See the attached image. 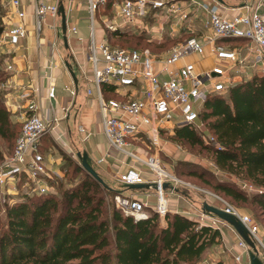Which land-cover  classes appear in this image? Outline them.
I'll list each match as a JSON object with an SVG mask.
<instances>
[{
	"label": "built area",
	"instance_id": "2783aa9c",
	"mask_svg": "<svg viewBox=\"0 0 264 264\" xmlns=\"http://www.w3.org/2000/svg\"><path fill=\"white\" fill-rule=\"evenodd\" d=\"M103 1L87 0V61L96 90L101 131L108 147L140 166L126 163L127 167L117 171L115 178L123 185L147 182L153 185L151 193H131L127 197L116 193L115 200L124 214L132 216L134 220L147 218L148 209L156 211L160 225L165 226V216L169 212L167 196L177 192L181 180L160 159V135L183 124H191L207 134L198 118L200 107L209 95L223 94L226 91L234 82L231 71L237 63L243 61L236 49L225 47L217 43V40L243 38L246 42V57H251L255 62L258 74L264 73V11L259 10L260 2L252 5L245 1L241 11L225 16L217 11L216 6L202 4L208 16L207 25L211 31L208 40L212 42L214 63L210 68L196 71L192 62L173 66L190 54L204 53L203 43L193 35L159 54L151 53L147 48L128 49L112 46L105 39L96 40L94 16L98 4ZM4 5L8 13L15 15L19 21L11 24L6 32L1 31L0 42L17 45L27 35L22 22L25 12L21 8L20 0H4ZM117 8L126 25L139 24L149 14L150 9L155 8H160L166 15L180 13L181 19L187 16L175 3L160 0H117ZM57 13V0H34L35 31H40L41 23L47 15L53 16ZM108 28L115 27L110 24ZM70 29L74 31L75 27L71 26ZM11 69L10 64L5 66V70ZM46 80L47 96L51 98L55 89L50 75L46 76ZM103 84L118 93L119 97L105 98L101 90ZM70 92L73 93V90ZM20 119L22 124L13 150L0 163V187H16L17 180L22 175L25 177L22 186H28L36 193H47L50 191L47 178L60 176V173L47 166L41 152V137L57 125V118L48 112L37 114L34 101L28 100ZM78 129L83 131L80 126ZM140 135L146 136L149 141L150 152L141 153L130 145V141ZM60 137L59 134L57 138ZM102 160L103 157H100L95 163ZM144 172L150 174V179L144 176ZM247 185L250 191L257 190L250 183ZM219 208L238 218L246 227L257 250L260 247L264 251L258 223L249 214L224 201ZM201 217L202 220L198 221L200 225L206 224L219 230V225L224 224L205 211L201 212ZM234 246L237 250L232 251L229 260L223 264H248L244 261L250 249L246 242L238 236Z\"/></svg>",
	"mask_w": 264,
	"mask_h": 264
},
{
	"label": "trees",
	"instance_id": "16d2710c",
	"mask_svg": "<svg viewBox=\"0 0 264 264\" xmlns=\"http://www.w3.org/2000/svg\"><path fill=\"white\" fill-rule=\"evenodd\" d=\"M4 15V0H0V34ZM107 31L106 40L115 38L120 44L154 42L143 34ZM220 41L238 43L244 39ZM6 77V71L0 70V83ZM108 88L103 84L102 94ZM198 118L207 134L183 124L172 129V139L207 151L219 170L257 190L247 192L234 180L211 181L194 170L187 174L202 179L229 201L247 205L264 217V74L256 72L232 82L223 94L209 95ZM0 137H14L9 111L1 100ZM3 158L0 148V163ZM66 158L68 165L62 179L68 176L67 181L47 178L53 190L23 193L18 200L3 203L0 264H195L219 240L218 229L200 225L177 212H168L166 225L161 226L156 211L148 210L147 218L134 220L114 209L110 223L104 214L105 193L117 191L102 186ZM80 173L83 177L76 180ZM24 182L21 175L17 188Z\"/></svg>",
	"mask_w": 264,
	"mask_h": 264
},
{
	"label": "crops",
	"instance_id": "0c3cea01",
	"mask_svg": "<svg viewBox=\"0 0 264 264\" xmlns=\"http://www.w3.org/2000/svg\"><path fill=\"white\" fill-rule=\"evenodd\" d=\"M20 1L21 8L25 12L22 22L25 25L27 35L17 45H10L6 41L0 42V55H2L3 64L4 66L8 64L12 66L11 70H5L7 78L3 81V86L6 88L7 109L15 113L14 117L18 116L20 118L21 113L25 110L26 102L31 100L35 103L37 114L43 115L48 112V114H53L57 118V125L41 137V152L47 166L60 173L63 152H69L72 157L77 159V152L85 151L91 163H94L97 173L108 184L113 180L117 171L127 167L126 163L140 167L138 163L108 147L106 138L101 131L96 90L92 83L91 68L87 61L89 40L87 0H57L58 4L62 3L65 13L67 46L64 45L61 35V16L59 13L53 16L47 15L41 23L40 31L37 33L34 28V0ZM160 1L175 3L180 6L187 14L186 18L181 19L180 13L166 15L163 14V10L160 8H155L150 9L149 14L139 24L126 25L118 13L117 0H104L98 4L95 11L94 30L96 40L104 39L102 35L103 24L107 28L111 24L115 27L114 29L135 34L143 32L151 34L150 32H153L155 34L151 39L155 41H162L163 38L168 37L172 38L181 29H185L191 31L193 36L203 43L204 53L201 55L190 54L177 61L173 66L177 67L185 62H192L195 70L201 71L210 68L214 63L212 42L208 40V37L211 36V31L207 25L208 16L204 7L201 6L202 4L216 6L217 11L225 16H231L241 11L245 1L252 5L260 2L259 10L264 11V0ZM4 10L5 15L1 30L3 33L11 24L19 21L15 15L12 16L8 13L5 5ZM168 17H170L169 19L172 18V21L168 23V32L163 30L154 31L155 23H157L154 19L164 21ZM148 19L153 24L147 26L144 20ZM71 26L75 27L74 31L70 29ZM216 42L225 47L236 49L240 58L243 59L242 63L250 64V66L255 65L251 57H246L245 40L238 41V43L220 40ZM65 61L68 62L74 72L76 82L73 81L65 66ZM204 61L209 62L207 66H204ZM242 63H237L235 67L238 68L234 67L233 71H240ZM48 75H50L55 89L51 98L47 96L46 90V76ZM71 90H73V93L70 92ZM103 94L108 98L119 97L118 93L112 91L111 88L103 91ZM79 126L83 128V131L78 129ZM59 134L61 137L57 138ZM100 157H103V160L100 163H95ZM143 174L147 179H150L149 173L144 172ZM152 189L153 187H142L140 191L134 193L138 195L144 191L151 193ZM117 193L119 192L117 191ZM174 194L171 193L167 196L169 212H177L196 221L202 220L201 213L191 216L190 210L187 208L188 205L181 199L173 198L172 195ZM151 201H153L152 196ZM219 233L220 245L210 246L205 255L212 259L220 258L223 264L229 260L231 252L237 250L234 242L239 235L225 222L219 225ZM205 255L195 264H201V261L205 260ZM244 261L248 263V257L245 256ZM262 262L264 264V259Z\"/></svg>",
	"mask_w": 264,
	"mask_h": 264
},
{
	"label": "rangeland",
	"instance_id": "374dc122",
	"mask_svg": "<svg viewBox=\"0 0 264 264\" xmlns=\"http://www.w3.org/2000/svg\"><path fill=\"white\" fill-rule=\"evenodd\" d=\"M165 18L163 21L162 19H154L157 21L155 23L154 31L155 30H160V31H166L169 29V24L172 21V18L169 19ZM146 25H150L152 21L150 19L144 20ZM154 21V22H155ZM163 22V23H162ZM153 24V23H152ZM163 24V25H162ZM102 35L103 38L106 39V35H108V28L106 25H102ZM132 33V32H131ZM143 32L141 34L145 35L148 37V39H151V37L154 36L155 33L150 32L146 33ZM135 34V33H133ZM157 34V33H156ZM167 34V33H166ZM151 35V36H149ZM193 35L191 31L181 29V31L178 32V34L172 38H166L162 40H166V42L161 45L159 44L160 41H155L152 40L156 43H149L147 44V41H142L140 44L135 45L134 43H124L120 44L118 40L115 38H111L110 40H106L109 44L114 45V46H119L123 48H147L151 53L154 54H159L175 43H178L185 39L188 36ZM209 62L204 61V66H207ZM241 70L240 71H231V76L234 81L240 80L241 78H248L252 74L258 72V69L256 68L255 65L250 66V64H241ZM238 68V67H235ZM0 70L5 71V66L3 62L0 63ZM259 73V72H258ZM264 74V73H263ZM7 78V77H6ZM5 78V79H6ZM5 92L6 88L3 86V82L0 83V100L4 103L5 107L7 108V101L5 98ZM9 111V117L10 121L12 124V129L14 131V137L11 140H6L0 137V148L2 149L3 152V157L8 156L13 147H14V142L15 138L20 130L21 127V119L17 117H14L15 113H12L11 110ZM170 131H166L160 135V152L159 156L160 159L163 161L164 165L166 166L167 169L172 171L180 180V184L177 188V192L172 195L173 198L181 199L183 200L188 206L187 208L190 210V215H198L203 211V203H209L214 206L219 207L220 205L223 204L224 202H227L228 204L232 205L233 207L239 209L243 213L249 214L257 223L259 226V235L261 236L263 242H264V217L256 215L253 210L247 206V205H241V204H236L231 201H229L228 198L223 196L222 193L214 191L207 183L202 181V179L193 176V175H188L187 173L191 170L203 173L205 178L210 179L211 181L219 180V179H227V180H234L237 185L242 188L243 190L249 192L250 189L248 188V182H245L243 180H239L235 178L232 175H229L225 172H222L219 170L213 163L210 154L201 149L200 147L196 146H190L185 142H179L176 140H173ZM130 145L132 146L133 149H136L140 152H150L151 151V145L149 141L147 140L146 136L140 135L138 138L133 139L130 141ZM70 158V160L74 163H79L78 158L75 159L72 157V154L69 152H63L62 154V164L60 165V168L62 167V171L60 173V176H53L54 179H57L58 181H67L68 176L62 179L64 170L66 169V166L68 165L67 163V158ZM92 167L95 169V166L93 165L94 163H91ZM96 165V164H95ZM96 170V169H95ZM97 172V171H96ZM99 174V173H98ZM83 173L78 174L75 179L78 180V178L83 177ZM100 176V174H99ZM101 177V176H100ZM102 180L112 189L117 190L122 196L127 197L131 193L140 191L142 188H127L123 186L122 183H120L115 177L109 184L102 178ZM144 189V188H143ZM50 190H53L52 187H50ZM120 190V191H119ZM31 193L33 190L28 188V186H21L20 188L16 187H9V189H6L4 187H0V215L2 216L3 214V203H11L20 198V196L23 195V193ZM116 193L113 192H106L105 193V198H106V204L104 208V214L108 218L109 222L112 223V212L114 209H117L120 211L122 214H124L123 210L118 207L117 202L115 200ZM215 244L220 245V237L219 240ZM211 246H214L212 244ZM258 255L261 260L264 259V251L260 247H258ZM201 264H222V260L220 258L212 259L211 257L208 258V255H205V260L201 261Z\"/></svg>",
	"mask_w": 264,
	"mask_h": 264
},
{
	"label": "water",
	"instance_id": "95a60500",
	"mask_svg": "<svg viewBox=\"0 0 264 264\" xmlns=\"http://www.w3.org/2000/svg\"><path fill=\"white\" fill-rule=\"evenodd\" d=\"M58 13L61 16L62 39H63L64 45L67 46L65 13H64L62 3L58 4ZM65 66L67 67L73 81L76 82L74 72L71 70L67 61H65ZM76 155H77V158L79 159L78 165L85 173H87L94 180L99 182L102 186L106 188H110L102 180V178L99 176L96 170L92 167V165L90 164V158L85 151L81 153L77 152ZM124 186L127 188L153 187L152 183H134V184H126ZM202 207H203V211L209 214L215 215L216 217H218L219 219H221L222 221L230 225L236 231V233L246 242V244L250 248L248 252V264H263L262 260L260 259L258 255V250H257V247L254 241L250 238L246 227L241 223V221L238 218H236L230 213L225 212L221 208L214 206L212 204L206 203V202L203 203Z\"/></svg>",
	"mask_w": 264,
	"mask_h": 264
}]
</instances>
